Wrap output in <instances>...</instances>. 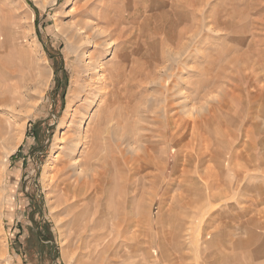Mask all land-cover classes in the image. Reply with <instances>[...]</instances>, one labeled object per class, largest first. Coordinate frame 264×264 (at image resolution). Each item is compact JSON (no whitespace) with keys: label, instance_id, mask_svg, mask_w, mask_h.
<instances>
[{"label":"rangeland","instance_id":"1","mask_svg":"<svg viewBox=\"0 0 264 264\" xmlns=\"http://www.w3.org/2000/svg\"><path fill=\"white\" fill-rule=\"evenodd\" d=\"M104 4L125 8L121 24L131 38L129 49L135 38L159 42L158 52L177 60L170 80L178 90L172 112L184 127L189 115L201 117L199 135L208 145L203 165L190 166L187 178L205 177L208 170L223 176L211 192L201 182L190 192L207 193L198 199L191 195L203 206L200 212L188 204L191 198L172 205L173 195L183 191L181 181L190 182L183 180L182 154L191 129L176 145L166 110L154 118L159 85L148 82L155 77L145 85L130 83L128 92L122 90L119 101L107 107L120 116L126 106L130 121L119 133L112 129L108 143L100 141L109 155L120 158L97 194L100 205L95 193L80 206L64 205V197L73 200L65 193L68 182L88 168L83 158L91 142L77 137L103 111L97 76L84 68L97 51L96 30L106 25L98 24L95 14ZM83 21L99 27L81 30V42L70 33ZM120 32L110 42L119 44ZM115 50L118 46L102 57L103 65L117 60ZM16 89L21 101L13 99ZM0 108V123L10 125L12 134L0 149V264H264V0H0ZM146 145L157 148L158 165L142 170L137 156ZM70 158L82 166L60 172ZM126 197L137 198L132 212L123 209ZM80 208L85 213L77 221ZM93 209L101 210L84 227ZM109 211L125 217L119 233L111 230Z\"/></svg>","mask_w":264,"mask_h":264},{"label":"bare ground","instance_id":"2","mask_svg":"<svg viewBox=\"0 0 264 264\" xmlns=\"http://www.w3.org/2000/svg\"><path fill=\"white\" fill-rule=\"evenodd\" d=\"M108 5H109V3H108ZM190 5H192V4H190ZM190 5H189V7H190ZM189 9H191V7ZM124 10H125L124 7L121 8V7H116L114 5H110V6L106 7V5L104 4V5H102L101 11L95 13L97 15V23L98 24L99 23L106 24L107 26L105 25L104 28L102 27L101 29L99 28L98 30H96L97 33H96L95 38H94L95 40L92 42H95L96 46L95 45L94 46L96 47L97 51L94 55H90V56L88 55L90 60L88 62H86L84 69H85V71L86 70L92 71V75L97 76V81H98V83H100L99 92H100V94H102L100 107H102L103 111L101 112V114L97 118L96 122L93 124V127L91 129H89L86 134L79 135L80 138L75 136V137H77V139L79 141H83L84 143H87V144H88V142H91V144L89 145V148L86 151L85 156L83 158L84 163H86V165H87L86 167H88L87 170L81 169L79 171V173L76 175L77 177L75 178V180H73L72 182H68L69 184L65 188L66 189V192H65L66 195H70V194L73 195L72 196L73 200H71V197L70 198L68 196L64 197V198H66L64 205H67V206H70V205L71 206H73V205L74 206H80L81 205L80 202L86 200L87 198L89 199L91 194L95 193L97 195V194L103 193L102 191L104 190L106 183L110 182L111 177L109 174H110V172H112V170L114 168L113 165L117 164L119 166L120 158L118 157V155H117V157H115L116 156L115 154H110L111 155V157H110V155L108 153L109 151H105L107 149V146L104 144V142L102 145L100 141H102V140H105V142L108 141L107 139L110 138L109 133L112 132V129L114 130V132L119 133V130L121 129V127L125 128V123H128L130 121V110L126 106L122 107L124 109H121L120 116H119V114L117 115L118 110L117 111L110 110V112H107V107L108 108L112 107V106H114V103H116L114 101H119V98L121 96L120 92H122V90H125L128 92V89H129L128 87H130V83H137L138 82L140 85H142V84L145 85L148 82V81H145V79H154V77L159 78V79H154L151 81L149 80L150 82H148L149 84L157 83L159 85V89H158L159 91L154 96V99H155L154 118H155V116L158 117V114L160 112H162L163 110H166L167 115H166L165 123L168 121H171V123H173L174 127H173V132H172V142L176 145H182V142H183L182 139L185 138V136H186L185 133H187L188 130L191 129V131L189 132L191 139H190L189 144H188V149H187V151L186 150L184 151V153L185 152L186 153L184 154L182 152L183 149H179V152L183 153L182 156L186 157V159H185L186 164L184 162L182 163V165H184V168L182 170H183V174L185 175V178L183 180L190 181L189 182L190 184L185 182L186 185H184L183 181H181V188L183 191L179 192L176 195H173V198H172L173 204L172 205H174V204L178 205V204L183 203L184 201H186V198L190 199L191 195L197 196V199H198V196L199 197L206 196L207 193H205L203 191H199V190L194 191L193 194H190V192H193V190H192L193 188H201L200 182L205 185V188L209 192H211L213 190V188L215 187L216 184H217V186H220L219 183L223 182V178H222L223 176H221V173L218 172V173H216V175H214L215 173L212 172L211 170L210 171L208 170V174L205 177L200 175L199 178L193 179V181L189 180L187 178V175L190 173V171H189L190 166L194 165L196 167L197 165H200L201 163L203 165V162L206 159V155H207L206 149H208V145L206 143L204 144V139H200L202 134L199 135L201 123L203 124L205 122L201 120V117H198V116L193 117V115H189L188 119L185 117L186 118L185 120H187L188 125H187V127H184V124H185L184 120L180 119V117H176V116H179L177 114V112H172L173 107H175L174 106L175 104L173 103L174 102V96L176 94L175 91H178V90L177 89L172 90V86L170 85V80H171V78H173V76H175L173 72L175 69V62L177 60L174 57H173L174 59H172L171 58L172 56L170 58H168L166 56L165 57L162 56L158 52L159 48L156 49L157 44L159 47V42L153 43L152 45H149L148 43H144L140 39L135 38L134 43L132 42L134 45L133 49H129L128 48V45H129L128 41L131 38H129L128 35H127V37H125L126 36L125 35L126 34V28L124 26H122V24H121L124 21L123 20ZM116 15H117V18H116ZM140 15H142V14H140ZM188 21H190V20H188ZM79 26H82V27L81 28L76 27L77 29H74L73 32L70 33L71 36L78 38L79 41L83 40L85 37L83 32H80V31L83 30L86 26H88V27L90 26L92 28L94 27L96 29L99 27L98 25H94L93 23H91L89 21H83L79 24ZM119 28L121 31L119 34V38H120L119 44H115V43L110 42L109 37L113 36V33L115 31L119 30ZM189 28H190V26H189ZM92 38H93V36H92ZM90 39H91V37L90 38L87 37V41L88 40L90 41ZM179 40H181V39H179ZM111 41H112V39H111ZM117 46H118L119 50H115V51H118L117 53L114 52V58H116L117 60L114 61V63H112L111 66L103 65L102 57L108 51H110L111 49H114ZM169 49H170V47H169ZM168 53H169V51H168ZM184 53H186V52L184 51ZM169 54L167 56H169ZM165 62H168L167 64H169L166 66L167 67L169 66L168 68H170V73L166 69L167 68L166 66L161 67L162 64ZM99 69L102 71L107 70L108 72L106 71V73L105 72L101 73V71ZM163 69H166L167 71L166 70L163 71ZM246 72H247V70H246ZM156 74H157V76H156ZM158 75L160 77H158ZM258 75H259V73H258ZM106 85H108V86L110 85V87L106 88L105 87ZM175 86L179 88L178 83H175ZM117 87H119V88H117ZM16 88L18 89V86ZM17 89H16V92H14L15 90H13V92H14L13 94H15L13 96V99L21 101L22 97H20L19 94H17L18 93ZM165 92H168L169 94L165 95ZM76 93H77V97H78L79 92L77 90H76ZM105 94L107 95L106 97H104ZM194 95H196V94H194ZM192 98L195 99V97H192V95L187 96V100L188 99L191 100ZM192 101H194V100L192 99ZM251 101H252V99H251ZM72 102H73V100H72ZM167 102L170 103L169 107H168V105L166 106ZM143 106L145 107L144 110L147 112L148 107H147L146 101H145ZM214 106H216V105H214ZM167 108H169V109H167ZM213 110H214L213 108L210 110L211 114H212ZM14 111H15V108H14ZM170 112H171V114H170ZM107 113H109L108 116L105 115ZM174 118H175V120H174ZM208 119H209V116H208V114H206L204 120H208ZM109 123H112V126H110ZM9 126L10 125H8V124L2 125L0 123V149L1 150L3 148V146L1 144L3 142L7 143L6 141L8 140V138H6V135L12 136V134L10 133ZM124 131H126V130H124ZM167 131H168V129L166 130V133H167ZM105 136H106V138H105ZM12 138H14V137H12ZM87 139H88V141H87ZM18 143H19V141L16 142L15 145H18ZM106 143H108V142H106ZM122 144L123 143H121L120 141H117V143H116V149H117V151L119 149V153H122L124 150L123 148H121ZM129 144L131 145L132 143L129 142ZM16 148L17 147L14 146L11 150L14 151ZM100 150H104L105 153L104 154L101 153ZM156 150H157V148L154 149L153 146H150V145L145 146L142 153H139L137 156V158H139L141 161L139 168H141L142 170L143 169L146 170L150 167L153 168L156 164L158 165V159H156L157 158V155H156L157 151ZM212 150H213V148H212ZM0 154H2V153L0 152ZM212 156H213V158L216 157L214 154ZM70 159L72 161H70V163L67 166L62 167V169H60V172H65V170L69 169L70 167L77 169V168L82 166V163H83L82 161H79L75 158H70ZM178 166H179V162L176 164V168H178ZM238 166H239V164H238ZM238 166H236V167H238ZM233 167H234V165H233ZM208 168H211V167L209 166ZM241 170H243V169H241ZM241 170H239V172H241ZM234 171H236V170H234ZM155 174H153V175H155ZM116 178H118V177H116ZM120 178H121V176H120ZM183 186H185V187H183ZM150 187H151V185H150ZM121 192H122V190H121ZM221 192H222V190H221ZM165 194H166V192H165ZM165 194H164V196H165ZM93 197L94 196L92 195L91 202L93 201ZM101 197H102V195H97L96 200H94L95 205H98V206L100 205ZM117 198H118V195H117ZM135 201H137V198H135V197H132V198L126 197V199L123 200V203H122L123 209H126L128 206L132 212L133 211L132 209H136L134 206ZM195 202H197V200L192 199V200H190V202L188 204L189 205H195ZM195 207H198L197 212H200L201 210L204 209L203 206L199 207V206L195 205ZM175 208H176V206H175ZM100 210L93 209V211L91 212L92 216L90 215V217H89L87 215L88 217L85 219L84 227L87 226V224H89V222L94 220V218L98 215ZM143 212H145V211H143ZM83 213H85V211H83L82 208H80L77 212L74 213V218L78 221L82 217ZM175 213H176V211H175ZM109 214L110 215H109L108 220H109V224L111 226V230L113 232L119 233L123 229V226H124L123 224L125 223V217H121L119 219V212H118V218L116 216V213L113 211H109ZM122 214H124V210H123ZM141 215H142V213L140 214V217H141ZM137 218H138V215H137ZM96 221L97 220H95V222ZM142 226H143V224L141 225V228L140 227L139 228L142 229ZM135 228H137V227H135ZM140 229H138V230H140ZM82 234H83V232H82ZM140 234H141V232H140ZM140 234L138 233V235H140ZM159 246L165 247L164 243H160ZM168 254L170 255L169 251H168ZM168 254L164 253V255L166 257L167 256L169 257ZM126 255L134 256L135 254L127 251ZM165 256H163L161 258H163L164 262L166 263V262H168V259L170 257L167 259ZM155 262L157 263V260ZM101 264H103V262Z\"/></svg>","mask_w":264,"mask_h":264},{"label":"trees","instance_id":"3","mask_svg":"<svg viewBox=\"0 0 264 264\" xmlns=\"http://www.w3.org/2000/svg\"><path fill=\"white\" fill-rule=\"evenodd\" d=\"M39 12V11H38Z\"/></svg>","mask_w":264,"mask_h":264}]
</instances>
